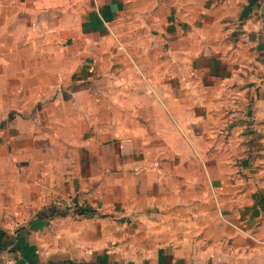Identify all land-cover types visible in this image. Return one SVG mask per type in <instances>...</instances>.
Returning <instances> with one entry per match:
<instances>
[{
    "label": "crops",
    "instance_id": "0c3cea01",
    "mask_svg": "<svg viewBox=\"0 0 264 264\" xmlns=\"http://www.w3.org/2000/svg\"><path fill=\"white\" fill-rule=\"evenodd\" d=\"M5 255L264 264V0H0Z\"/></svg>",
    "mask_w": 264,
    "mask_h": 264
},
{
    "label": "built area",
    "instance_id": "2783aa9c",
    "mask_svg": "<svg viewBox=\"0 0 264 264\" xmlns=\"http://www.w3.org/2000/svg\"><path fill=\"white\" fill-rule=\"evenodd\" d=\"M72 205L76 206L79 214H83L85 212H88V211H86L85 207H83V206L77 205L76 203H73ZM3 257H4L3 261H1L0 264H16L15 260L13 258L7 257L6 255Z\"/></svg>",
    "mask_w": 264,
    "mask_h": 264
},
{
    "label": "rangeland",
    "instance_id": "374dc122",
    "mask_svg": "<svg viewBox=\"0 0 264 264\" xmlns=\"http://www.w3.org/2000/svg\"><path fill=\"white\" fill-rule=\"evenodd\" d=\"M168 156V157H167ZM171 156V157H170ZM173 162V158H172V155H166V165H171ZM198 165H203V162L202 160L200 159L199 157V163ZM129 237V236H127ZM234 264H251L250 262H244L243 260L239 261L238 263H235Z\"/></svg>",
    "mask_w": 264,
    "mask_h": 264
}]
</instances>
